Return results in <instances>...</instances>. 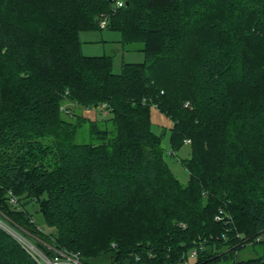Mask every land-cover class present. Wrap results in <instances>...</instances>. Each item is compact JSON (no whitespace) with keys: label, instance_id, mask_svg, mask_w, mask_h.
<instances>
[{"label":"trees","instance_id":"1","mask_svg":"<svg viewBox=\"0 0 264 264\" xmlns=\"http://www.w3.org/2000/svg\"><path fill=\"white\" fill-rule=\"evenodd\" d=\"M102 29L143 62L83 55ZM0 221L81 264H264V0H0ZM0 264L37 263L0 229Z\"/></svg>","mask_w":264,"mask_h":264},{"label":"rangeland","instance_id":"2","mask_svg":"<svg viewBox=\"0 0 264 264\" xmlns=\"http://www.w3.org/2000/svg\"><path fill=\"white\" fill-rule=\"evenodd\" d=\"M79 41L81 53L85 56H111L113 73H119L121 71V66L124 63H139L143 62L144 60L143 53L140 51H136L137 47L139 48L140 45H122L121 34L115 30L102 29L80 32ZM92 113L93 112H89L85 115H88L90 118H93ZM150 113L151 130L155 135L160 136L161 147L164 151V160L167 163L170 172L174 175V177L180 182V184L185 185L188 181V172L181 161H185L189 158L190 148L188 145H183L178 151H174L173 154H169L168 137L171 123L154 107L150 109ZM106 116L107 115H105V117ZM88 141L89 136L86 133L85 128H82L78 135V138L76 139V142L87 143ZM27 209L33 215L34 221L42 230H50L49 227L44 224L42 216L38 211L35 203L30 205ZM260 237L262 240H264V234H262ZM262 247V243H258L254 246H246L238 252L236 258L238 260L255 258L262 254ZM23 250L27 252L25 249ZM192 262L193 258H189L187 263L192 264ZM100 264H107V262L102 259ZM219 264L224 263L220 262ZM225 264H231V262L229 261Z\"/></svg>","mask_w":264,"mask_h":264},{"label":"built area","instance_id":"3","mask_svg":"<svg viewBox=\"0 0 264 264\" xmlns=\"http://www.w3.org/2000/svg\"><path fill=\"white\" fill-rule=\"evenodd\" d=\"M121 4L119 3L118 6ZM103 23H101V27ZM184 143L188 144L189 140H185ZM14 202L13 199H10ZM0 229L7 232L11 237L23 248L25 249L31 257L36 261L37 264H81L79 255L77 253L66 254L62 251L55 250L48 247L52 252V256H48L42 252L37 246H35L25 235H22L9 226L3 224L0 221Z\"/></svg>","mask_w":264,"mask_h":264}]
</instances>
